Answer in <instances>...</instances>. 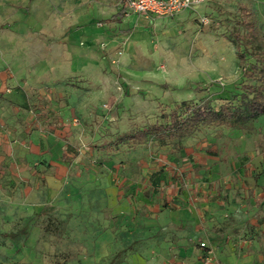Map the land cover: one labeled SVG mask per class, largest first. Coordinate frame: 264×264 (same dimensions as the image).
<instances>
[{
	"label": "rangeland",
	"instance_id": "374dc122",
	"mask_svg": "<svg viewBox=\"0 0 264 264\" xmlns=\"http://www.w3.org/2000/svg\"><path fill=\"white\" fill-rule=\"evenodd\" d=\"M241 4L264 40V0L165 18L120 15V0H0V264H264V114L167 144L127 136L183 100L242 102L257 81L253 43L230 33L249 32ZM182 195L201 213L190 245Z\"/></svg>",
	"mask_w": 264,
	"mask_h": 264
},
{
	"label": "trees",
	"instance_id": "16d2710c",
	"mask_svg": "<svg viewBox=\"0 0 264 264\" xmlns=\"http://www.w3.org/2000/svg\"><path fill=\"white\" fill-rule=\"evenodd\" d=\"M240 6L246 13L242 23L249 27V32L241 34L235 28L230 33L239 47L246 42L253 43L249 52L254 61L245 67L244 75L255 79L257 83L244 85V97L239 104L227 101L215 106L208 100L198 104L183 100L177 103L170 112L163 113L161 121L128 133V139L133 145L144 143L149 138L155 139L160 144L180 141L192 135L201 126L243 127L251 119L264 114V40L260 36V29L254 22L252 11L246 5L241 4ZM120 14H126L125 5H122ZM238 55L241 59H245L246 51L239 49ZM8 235L16 236L11 233Z\"/></svg>",
	"mask_w": 264,
	"mask_h": 264
},
{
	"label": "built area",
	"instance_id": "2783aa9c",
	"mask_svg": "<svg viewBox=\"0 0 264 264\" xmlns=\"http://www.w3.org/2000/svg\"><path fill=\"white\" fill-rule=\"evenodd\" d=\"M127 11L142 13L148 16H172L197 4L199 0H120ZM106 107L107 104L104 103ZM78 119L75 118L74 121Z\"/></svg>",
	"mask_w": 264,
	"mask_h": 264
},
{
	"label": "crops",
	"instance_id": "0c3cea01",
	"mask_svg": "<svg viewBox=\"0 0 264 264\" xmlns=\"http://www.w3.org/2000/svg\"><path fill=\"white\" fill-rule=\"evenodd\" d=\"M119 14H120V11H119ZM159 17H161V16H159ZM165 17H169V16H164L162 18H165ZM50 138H52V136H50ZM53 140H54V138H53ZM46 176L49 178V182H50L51 178L55 177L56 174L47 173L45 175V177ZM181 177H182L183 182L186 184V182H187L186 177H184L183 174H181ZM231 187L234 188L235 190H237L238 185H236L235 183H233V181L231 180ZM192 191L188 190V194H189L187 196L188 199L191 198L190 195H191V192ZM195 193H197V192H195ZM176 195H180V194H178V192L177 191H174V190L172 191V194H170V193L168 194L169 198H172V197H174ZM187 198H186L185 195L183 196V200H184V202L182 203L183 204L182 205L183 207L180 206L176 210L177 213H178V217H179V223H183L182 228H181V231L178 232L177 237L179 238L178 239V243L180 241H183L184 243L190 245L192 243L191 239L192 238H196L198 236L199 232H200L199 226H197L195 220L197 221L198 217L201 216V213H199V211L196 212V210L194 209L195 205H198V202L197 201L192 202V201H189L188 200L187 203H193L191 205L192 208L191 209L188 208V206L186 205L187 204L186 203Z\"/></svg>",
	"mask_w": 264,
	"mask_h": 264
}]
</instances>
